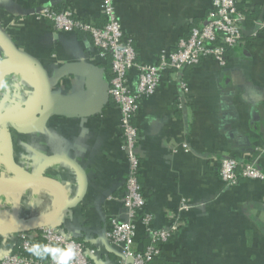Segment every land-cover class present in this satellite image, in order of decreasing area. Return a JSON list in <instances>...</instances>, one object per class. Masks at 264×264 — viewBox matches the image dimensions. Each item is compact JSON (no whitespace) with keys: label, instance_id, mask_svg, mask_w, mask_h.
I'll return each instance as SVG.
<instances>
[{"label":"crops","instance_id":"1","mask_svg":"<svg viewBox=\"0 0 264 264\" xmlns=\"http://www.w3.org/2000/svg\"><path fill=\"white\" fill-rule=\"evenodd\" d=\"M211 1L115 0L114 6L137 59L154 63L205 20ZM100 4L0 0V73L10 85L0 92V119L24 117L36 103V79L26 63L36 68L44 89L37 118L22 126L0 123V179L55 181L65 206L52 226L94 250L96 264H120L119 249L104 237L111 219H125L120 198L128 161L120 112L108 98L98 113L86 114L100 91L87 87V73L79 68H96L109 88L110 64L97 55L88 35L59 33L38 17L45 7L64 8L100 26ZM237 5L246 15L243 44L227 53L225 67L206 58L180 76L164 73L155 93L140 101L135 118L142 212L152 217L155 229L171 218L180 226L162 247L160 259L168 264H264V181L225 187L219 177V161L229 156L255 162L264 173V0H237ZM137 76L136 70L129 74L131 88ZM10 197L0 196V206L12 207L0 223L42 221L57 206L45 186ZM182 202L188 210L179 211ZM22 203V211L41 213L22 220L24 212L16 208ZM19 236L1 237L0 252L13 251ZM148 244L139 225L133 250Z\"/></svg>","mask_w":264,"mask_h":264},{"label":"built area","instance_id":"2","mask_svg":"<svg viewBox=\"0 0 264 264\" xmlns=\"http://www.w3.org/2000/svg\"><path fill=\"white\" fill-rule=\"evenodd\" d=\"M114 2L101 0L103 24L100 26L78 19L70 9L64 8L45 7L38 17L51 22L59 33L89 35L97 55L102 59L110 58L112 77L108 95L120 112L121 146L127 157L128 173L125 191L120 198L125 219H111L104 237L119 249L120 264H152L161 256L162 247L173 238L180 226L175 218H171L165 227L155 229L151 225L152 217L142 212L145 200L138 181L141 162L139 133L135 126L140 101L155 93L164 73L180 76L185 69L200 65L206 58H212L220 67H225L227 53L243 44L246 15L238 8L237 0H212L205 20L194 25L187 37L180 39L173 49L161 51L154 63H143L137 59L132 40L123 32ZM133 70L138 76L136 86L131 88L128 77ZM180 83L182 88L186 87L183 81ZM219 177L225 187H234L240 180L264 181V173L255 162L243 163L230 156L219 161ZM188 209L189 206L182 202L179 211ZM139 225L143 226L149 244L144 250L135 251L133 245ZM19 240V252H0V264H53L50 256L41 260L27 251L34 243L58 247L73 244L76 256L72 264H96L94 250L53 226L43 228L39 233L20 234Z\"/></svg>","mask_w":264,"mask_h":264},{"label":"water","instance_id":"3","mask_svg":"<svg viewBox=\"0 0 264 264\" xmlns=\"http://www.w3.org/2000/svg\"><path fill=\"white\" fill-rule=\"evenodd\" d=\"M26 65L32 69L35 75L36 84H37L36 103L32 111L28 115L20 118L3 117L0 119L1 124L22 126L34 120L40 114L42 108L43 92H44L43 82L36 68L33 67L30 63H26ZM79 68L85 70L87 73V81H86L87 87L96 88L100 91V95L95 101V103L90 108L86 109V114H96L102 109V106L109 98L108 86L105 83L103 76H101L100 71H98L96 68L87 65H80ZM35 186L48 187L57 194L59 201L52 215L48 219L42 221L0 223V237H5L9 235L28 234L33 231H38L43 228L50 227L58 220L65 206V197L61 187L55 181L49 178L37 177V176L25 177L19 184H17L13 188H6L0 185V196H14L17 194L24 193L30 187H35Z\"/></svg>","mask_w":264,"mask_h":264},{"label":"clouds","instance_id":"4","mask_svg":"<svg viewBox=\"0 0 264 264\" xmlns=\"http://www.w3.org/2000/svg\"><path fill=\"white\" fill-rule=\"evenodd\" d=\"M9 87L8 80L0 73V92H7ZM27 251L41 260L50 256L53 264H72L76 256V249L73 244H69L66 247H58L34 243Z\"/></svg>","mask_w":264,"mask_h":264},{"label":"rangeland","instance_id":"5","mask_svg":"<svg viewBox=\"0 0 264 264\" xmlns=\"http://www.w3.org/2000/svg\"><path fill=\"white\" fill-rule=\"evenodd\" d=\"M7 205V204H6ZM23 207H26L25 206V203L23 204H21V206L20 207H16V208H18V210L20 211V209L21 208H23ZM0 216H2V220L4 219V216H7V215H10L12 212H11V209H12V207H4L3 208V206H0ZM21 211H22V209H21ZM22 212H24V214H23V218L24 219H22V220H26V219H28L30 216H39V214L41 213L39 210L38 211H35V212H33L32 211V209L30 210V209H25V210H23ZM9 218V217H8Z\"/></svg>","mask_w":264,"mask_h":264},{"label":"trees","instance_id":"6","mask_svg":"<svg viewBox=\"0 0 264 264\" xmlns=\"http://www.w3.org/2000/svg\"><path fill=\"white\" fill-rule=\"evenodd\" d=\"M102 24H103V22H102ZM101 24V25H102ZM78 33H80V32H78ZM83 34V33H82ZM86 35V34H85ZM88 37H90L89 35H88ZM105 60H106V64L108 63V64H110L111 62H110V58L109 57H107V58H105ZM106 71H107V77L109 76V77H112V74H111V65H110V70H109V67L106 69ZM2 197H4V198H6V200L8 199V198H11L10 196H2ZM5 207V205L3 206V208ZM39 232V231H38ZM12 236H17V235H12ZM0 239H1V237H0ZM20 243H21V240H18L17 241V244L15 245V247L13 248V252H19V245H20ZM152 264H168V263H165V262H162L161 261V259H160V257L157 259V260H155V261H153L152 262Z\"/></svg>","mask_w":264,"mask_h":264},{"label":"bare ground","instance_id":"7","mask_svg":"<svg viewBox=\"0 0 264 264\" xmlns=\"http://www.w3.org/2000/svg\"><path fill=\"white\" fill-rule=\"evenodd\" d=\"M22 180H23V178L22 179L15 180V181H6V180L0 179V185H2L3 187H6V188H13L17 184H19ZM48 189L55 195V197L57 199V203H58L59 198H58L57 194L52 189H50V188H48Z\"/></svg>","mask_w":264,"mask_h":264}]
</instances>
